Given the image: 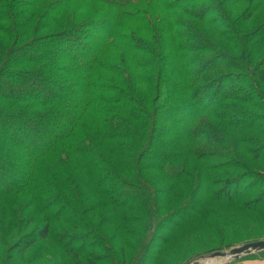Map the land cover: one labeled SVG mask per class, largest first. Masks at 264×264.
I'll list each match as a JSON object with an SVG mask.
<instances>
[{"label": "trees", "instance_id": "16d2710c", "mask_svg": "<svg viewBox=\"0 0 264 264\" xmlns=\"http://www.w3.org/2000/svg\"><path fill=\"white\" fill-rule=\"evenodd\" d=\"M200 1L0 0L2 244L62 224L51 243L74 264L101 241L160 264L205 201L264 209V190L244 198L264 185V21L236 28L264 0ZM151 203L162 232L143 245Z\"/></svg>", "mask_w": 264, "mask_h": 264}, {"label": "rangeland", "instance_id": "374dc122", "mask_svg": "<svg viewBox=\"0 0 264 264\" xmlns=\"http://www.w3.org/2000/svg\"><path fill=\"white\" fill-rule=\"evenodd\" d=\"M204 3H207L206 0L205 2L200 1L197 5L200 7L204 5ZM245 8H247L246 2H240L239 4L231 6L227 9L229 10L230 17L235 19L238 17V15H240V13H242V11H244ZM186 20L193 24L189 19ZM263 21L264 9L262 8L258 12L253 13L252 16L248 18V20H241V22L236 25V28L239 30H244L246 33H250L256 30L257 25ZM194 27L196 28L195 25ZM253 41L254 40H251V42ZM252 109L255 111L254 108ZM255 168L257 170H264L260 165L257 164H255ZM229 173L232 174L236 172L233 171L226 174ZM241 173L239 180H244L246 176L245 174ZM252 176L258 178L260 175ZM255 183L257 184L254 187L253 193L251 194V192H247V194L244 195L246 202L251 205H253L255 200L253 195H256L257 193L264 190V185H259L258 182ZM250 185L251 182L246 181L242 187L238 186V189L241 191L246 189L247 191ZM245 186L246 188H244ZM134 189L135 188L131 190ZM147 192L149 194L152 193L149 188L147 189ZM150 197H152V195H150ZM89 204H91V202H89ZM154 205L155 204L152 203L149 205V214L143 219V221H139L140 227L137 223L133 224L137 227L136 233L138 236L136 239L137 241H140L141 244H145L148 241L147 236L150 231L162 232L160 226L158 225L160 224V220L155 222L152 216L151 211ZM244 206L242 204L232 202L221 203L205 201V203H203L199 208L197 214L194 216L189 215L186 219V224L184 226H180L179 229H177L172 235L169 243L163 247L160 264H194L196 260L200 261L203 258L205 259L213 252H226L233 247L247 242L264 240V209L258 208L254 210H247ZM166 211L167 210H163L162 213H165ZM160 218L161 216L159 219ZM39 223V219H36L35 222L30 225V228L38 225ZM1 225L2 223L0 226ZM130 225L132 224L130 223ZM156 225L159 226H157V230H155ZM141 227H143V231L140 230L142 229ZM65 231H68L66 233L72 232L68 226H62V224L52 225L50 241H39L35 243L30 249L24 251V253L21 254L18 250L9 248L10 246L7 247V245L11 244L14 246L16 239L14 240L11 237H7L4 239L5 241L2 244L1 241L5 235L0 227V264H74L73 259L70 258V256L63 253L62 250H59V248H56L51 243V241L57 243L60 242L64 234H66L64 233ZM109 235V233L108 235H105V238L107 239ZM164 235H169V231H164ZM101 242L98 248H93L85 252V254L89 253L90 256L95 255V264H136V258L139 257L138 255L135 258L136 253L129 254L128 249H126L125 260H123V255L119 250L118 244H108L106 241H103L102 243ZM128 242H130V237L124 236V246L127 245ZM248 256L241 257L238 260H233L230 262H227L224 259H216L212 260V263L235 264L238 261L240 264H249L250 261L257 257H264V252L252 254L250 257ZM82 258L83 257H80V259ZM122 261L125 262L123 263ZM82 264H86L84 259H82Z\"/></svg>", "mask_w": 264, "mask_h": 264}, {"label": "water", "instance_id": "95a60500", "mask_svg": "<svg viewBox=\"0 0 264 264\" xmlns=\"http://www.w3.org/2000/svg\"><path fill=\"white\" fill-rule=\"evenodd\" d=\"M264 252V240L252 241L233 247L226 252L216 251L205 259L196 260L194 264H209L210 259L226 260L227 262L238 260L241 257Z\"/></svg>", "mask_w": 264, "mask_h": 264}, {"label": "crops", "instance_id": "0c3cea01", "mask_svg": "<svg viewBox=\"0 0 264 264\" xmlns=\"http://www.w3.org/2000/svg\"><path fill=\"white\" fill-rule=\"evenodd\" d=\"M249 264H264V257H257L250 261Z\"/></svg>", "mask_w": 264, "mask_h": 264}, {"label": "bare ground", "instance_id": "6f19581e", "mask_svg": "<svg viewBox=\"0 0 264 264\" xmlns=\"http://www.w3.org/2000/svg\"><path fill=\"white\" fill-rule=\"evenodd\" d=\"M212 260H214V259H210V262H209V264H213V263H212Z\"/></svg>", "mask_w": 264, "mask_h": 264}]
</instances>
